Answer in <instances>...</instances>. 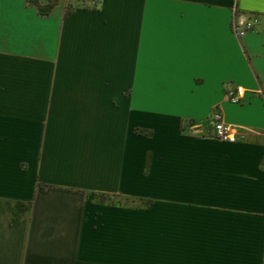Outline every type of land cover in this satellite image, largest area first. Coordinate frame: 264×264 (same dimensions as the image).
<instances>
[{
    "label": "crops",
    "instance_id": "0c3cea01",
    "mask_svg": "<svg viewBox=\"0 0 264 264\" xmlns=\"http://www.w3.org/2000/svg\"><path fill=\"white\" fill-rule=\"evenodd\" d=\"M91 1L0 0V264H264V0Z\"/></svg>",
    "mask_w": 264,
    "mask_h": 264
},
{
    "label": "built area",
    "instance_id": "2783aa9c",
    "mask_svg": "<svg viewBox=\"0 0 264 264\" xmlns=\"http://www.w3.org/2000/svg\"><path fill=\"white\" fill-rule=\"evenodd\" d=\"M257 21L258 19L255 15H249L241 18V13L237 11L235 4H232L229 26L234 35L240 36L244 32L251 30ZM243 94L244 89L240 86H235L233 89L226 92L227 98L236 103H240L242 101ZM208 121L209 131L214 137L223 141H234V132L232 127L222 120L221 111L218 107L215 106L212 108Z\"/></svg>",
    "mask_w": 264,
    "mask_h": 264
},
{
    "label": "rangeland",
    "instance_id": "374dc122",
    "mask_svg": "<svg viewBox=\"0 0 264 264\" xmlns=\"http://www.w3.org/2000/svg\"><path fill=\"white\" fill-rule=\"evenodd\" d=\"M90 2L91 4V0H87ZM86 0H73L74 3H85L87 2ZM263 163H264V160H263ZM100 199H104V200H107L111 203H117V204H126V203H131V204H135V201L133 200H130L129 198H126V197H123V196H115V195H112V196H102V198Z\"/></svg>",
    "mask_w": 264,
    "mask_h": 264
},
{
    "label": "trees",
    "instance_id": "16d2710c",
    "mask_svg": "<svg viewBox=\"0 0 264 264\" xmlns=\"http://www.w3.org/2000/svg\"><path fill=\"white\" fill-rule=\"evenodd\" d=\"M27 1L34 4L37 7L38 11L42 14L47 13L48 10L52 7V5H54L56 2V0H51L45 6H41L38 0H27ZM70 5L71 3H68L67 7L65 8V13L68 11ZM102 196H105V195L100 194L98 195V198L100 199L102 198Z\"/></svg>",
    "mask_w": 264,
    "mask_h": 264
}]
</instances>
